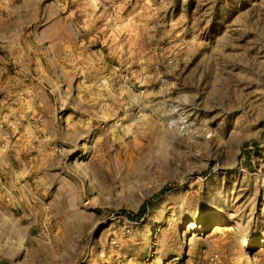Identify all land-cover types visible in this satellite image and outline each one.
<instances>
[{"label": "rangeland", "instance_id": "obj_1", "mask_svg": "<svg viewBox=\"0 0 264 264\" xmlns=\"http://www.w3.org/2000/svg\"><path fill=\"white\" fill-rule=\"evenodd\" d=\"M0 64V264H264V0H0Z\"/></svg>", "mask_w": 264, "mask_h": 264}, {"label": "crops", "instance_id": "obj_2", "mask_svg": "<svg viewBox=\"0 0 264 264\" xmlns=\"http://www.w3.org/2000/svg\"><path fill=\"white\" fill-rule=\"evenodd\" d=\"M71 33H77V32H71ZM79 33V32H78ZM55 36H60V34H55ZM18 47H16V46H14L13 47V49H12V51H11V54H18L19 53V50L20 49H17ZM4 54V53H3ZM10 54V53H9ZM16 56V55H15ZM18 62H20L21 61V56H19V59L17 60ZM5 64V63H4ZM0 68L2 69V68H6V66L5 65H3V64H0ZM33 101H37V97L36 96H34L33 97ZM49 102L51 103V99H49ZM31 114H33L34 115V117L36 118L37 117V115L39 114L38 112H37V110H35L33 113L31 112ZM40 115H41V117H43V118H48V117H50V118H52L53 117V111H50V113H48V112H45V113H40ZM31 131H34L33 129H32V127H31Z\"/></svg>", "mask_w": 264, "mask_h": 264}, {"label": "trees", "instance_id": "obj_3", "mask_svg": "<svg viewBox=\"0 0 264 264\" xmlns=\"http://www.w3.org/2000/svg\"><path fill=\"white\" fill-rule=\"evenodd\" d=\"M139 214H141V212H139Z\"/></svg>", "mask_w": 264, "mask_h": 264}, {"label": "bare ground", "instance_id": "obj_4", "mask_svg": "<svg viewBox=\"0 0 264 264\" xmlns=\"http://www.w3.org/2000/svg\"><path fill=\"white\" fill-rule=\"evenodd\" d=\"M243 244H244V242H243Z\"/></svg>", "mask_w": 264, "mask_h": 264}]
</instances>
